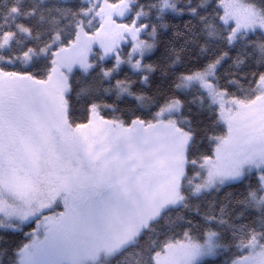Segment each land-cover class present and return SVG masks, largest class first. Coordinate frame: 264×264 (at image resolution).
Masks as SVG:
<instances>
[{
	"label": "rangeland",
	"instance_id": "1",
	"mask_svg": "<svg viewBox=\"0 0 264 264\" xmlns=\"http://www.w3.org/2000/svg\"><path fill=\"white\" fill-rule=\"evenodd\" d=\"M85 1L88 8L74 39L51 51L52 67L44 79L0 69V138H7L6 147L0 145V225L20 230L33 220L15 264H106L163 210L181 203L183 181L195 195L255 173L261 192L252 198L257 206L264 203V77L254 95L245 99L227 96L214 85V64L181 78L178 89L196 86L203 91L226 130L215 140L212 157L188 179L191 133L182 125L178 100L160 107L147 121L105 119L101 105L94 104L85 123L68 122L69 75L74 69L87 72L93 57L100 62L113 59L112 69L103 71L105 78L121 66L143 72V79L150 71L142 57L152 51L153 43L142 37L139 11L128 19L132 0ZM219 6L230 42L240 32L264 33V16L253 5L221 0ZM161 7L172 10L174 3L161 0ZM146 34L153 37V31ZM9 43V36L0 41V62ZM122 95L132 94L119 84ZM15 103L18 119L9 124L7 134L1 119ZM116 168L123 169L115 182L118 190L105 197V186L93 188L91 178L95 169L104 179L109 171L116 174ZM48 207L52 210L37 214ZM242 248L243 254L231 264H264V246L256 237ZM217 250L216 233H207L202 241L187 235L168 242L153 260L196 264Z\"/></svg>",
	"mask_w": 264,
	"mask_h": 264
},
{
	"label": "trees",
	"instance_id": "2",
	"mask_svg": "<svg viewBox=\"0 0 264 264\" xmlns=\"http://www.w3.org/2000/svg\"><path fill=\"white\" fill-rule=\"evenodd\" d=\"M220 1L172 0L173 9L164 10L161 0H132L128 19L139 11L142 37L153 43L152 51L142 57L149 73L143 79V72L121 66L105 78L103 71L112 69L113 59L100 62L93 57L87 72L74 69L69 75L68 122L72 126L85 123L94 104L101 105L105 119L147 121L160 107L178 100L182 125L191 133L186 178L200 171L198 165L212 157L215 140L226 130L203 91L196 86L178 89L181 78L214 64V85L227 96L245 99L254 95L257 82L264 77V33L258 29L240 32L230 42L221 21ZM243 1L264 16V0ZM87 8L85 0H0V41L10 37L0 69L44 79L52 67L51 51L74 39ZM148 31H153V37H147ZM119 84L127 86L132 95L118 96ZM260 192L255 173L195 195L183 181L181 203L163 210L106 264H154V253L168 242L187 235L202 241L209 232L216 233L217 253L196 264H231L251 238L264 246V203L257 206L252 198ZM32 228V222L20 230L0 225V264H15L16 252Z\"/></svg>",
	"mask_w": 264,
	"mask_h": 264
},
{
	"label": "flooded vegetation",
	"instance_id": "3",
	"mask_svg": "<svg viewBox=\"0 0 264 264\" xmlns=\"http://www.w3.org/2000/svg\"><path fill=\"white\" fill-rule=\"evenodd\" d=\"M18 105H19L18 103L17 104L15 103L13 108L11 110H9L6 114H4V118L1 119V120H3V122H2V124L4 125L3 127L7 129V134H8V130H9V124L13 123V122H16L15 120L18 119L17 115H18L19 110H15V109H17ZM1 141H3V142L0 145H2V147L3 146L6 147V145H7L6 136H5V138L1 137L0 138V142ZM1 152H2V149H1V146H0V156L2 155ZM110 161L116 162V159L112 158V159H110ZM114 170H115L116 174H114L111 171H109V173L106 175V177L104 179H102L103 178V176L101 175L102 171H98L97 169H95V173H94V175L91 178V179H94V181H95V183L93 184V186H94L93 188L101 187L102 184L105 186L104 187V191H103V193L106 195L105 197L112 196L118 190V188H116V184L117 183H115V182L117 181V177L123 171V169L121 170L119 168H116ZM28 180H29V178L26 181L25 187H26V189H27V191L29 193ZM50 210H52V209L48 207L45 210L39 211L37 214H39L41 212L46 213V212H48ZM30 222H33V220L30 221Z\"/></svg>",
	"mask_w": 264,
	"mask_h": 264
}]
</instances>
